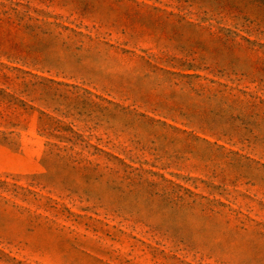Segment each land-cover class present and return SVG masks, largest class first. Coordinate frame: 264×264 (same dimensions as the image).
Masks as SVG:
<instances>
[{"label":"rangeland","instance_id":"1","mask_svg":"<svg viewBox=\"0 0 264 264\" xmlns=\"http://www.w3.org/2000/svg\"><path fill=\"white\" fill-rule=\"evenodd\" d=\"M0 264H264V0H0Z\"/></svg>","mask_w":264,"mask_h":264}]
</instances>
